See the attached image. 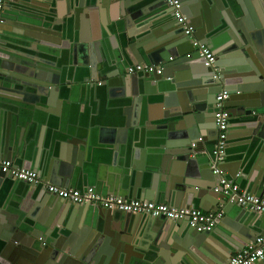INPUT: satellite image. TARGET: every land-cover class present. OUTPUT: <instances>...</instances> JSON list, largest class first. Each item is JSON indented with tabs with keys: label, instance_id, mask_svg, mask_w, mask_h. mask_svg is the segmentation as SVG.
<instances>
[{
	"label": "water",
	"instance_id": "95a60500",
	"mask_svg": "<svg viewBox=\"0 0 264 264\" xmlns=\"http://www.w3.org/2000/svg\"><path fill=\"white\" fill-rule=\"evenodd\" d=\"M181 2L192 35L166 0L7 1L0 27V154L36 170L45 183L15 180L0 167V258L9 264H226L264 233V213L215 192L223 176L212 160L198 169L190 159L207 134L217 141V97L228 91L226 107L232 119L243 120L235 124L243 123L250 140L223 171L243 191L264 196V0ZM197 43L213 50L214 67L205 65ZM140 64L155 71H130ZM64 93L81 108L95 106V99L107 103L110 94L117 102L109 107L128 106L126 116L87 118L90 132L71 122L61 132L52 128L50 141L41 136L36 161L30 160L38 121L23 109L56 116ZM159 96L168 122L144 134L143 122L151 120L144 100ZM97 146L108 147L113 159L99 153L87 164ZM135 157L141 162H132ZM49 179L63 187L76 182L84 192L90 186L81 183L92 180L109 195L223 210L237 224L224 232L219 220L213 231L200 232L188 221L75 205L49 193ZM256 224L263 231L252 230ZM79 228L105 234L102 248L89 255L83 238L68 236Z\"/></svg>",
	"mask_w": 264,
	"mask_h": 264
},
{
	"label": "built area",
	"instance_id": "2783aa9c",
	"mask_svg": "<svg viewBox=\"0 0 264 264\" xmlns=\"http://www.w3.org/2000/svg\"><path fill=\"white\" fill-rule=\"evenodd\" d=\"M7 1L8 0H0V27L3 23V14L6 9ZM166 1L174 9L175 19L179 24L185 27L186 34L192 35L193 28L189 25L187 17L183 13L182 2L180 0ZM196 47L201 58L205 61V65L207 67H214L217 62V57L213 50L209 46L199 43L196 44ZM130 71L132 73H153L155 67H148L140 64L130 69ZM158 72L161 73L162 71L159 70ZM229 96V92L224 90L217 97L215 123L219 135L214 150L215 161L213 169L215 170V174H221L219 167L225 159L228 147L231 115L226 107V102ZM0 167L4 172H8L15 180L35 185H42L45 183L38 172L17 167L12 161L5 160L1 156ZM47 189L49 193L75 205H92L110 211L145 214L152 218H164L175 222L188 221L191 228L197 229L200 232L213 231L218 221L222 220L225 214L223 210L216 213H207L195 209L175 208L168 204H157L151 201L133 200L119 196H102L94 187L87 188L84 192L77 189H63L48 184ZM215 192L223 194L227 198L229 204H238L251 212L264 213L263 197L243 191L238 184L230 182L225 177H222L219 186L215 188ZM263 260L264 234H261L245 249L235 254L226 264H258Z\"/></svg>",
	"mask_w": 264,
	"mask_h": 264
},
{
	"label": "crops",
	"instance_id": "0c3cea01",
	"mask_svg": "<svg viewBox=\"0 0 264 264\" xmlns=\"http://www.w3.org/2000/svg\"><path fill=\"white\" fill-rule=\"evenodd\" d=\"M182 5H183V10H185L184 9V2H182ZM6 9H8L7 6H6ZM252 9H253V12L257 15L256 7L252 5ZM183 13H185V12H183ZM185 16L187 17L188 22H190L192 20L189 17V14L185 13ZM64 94H63L62 104H59L58 106L56 105L53 108V113L56 116L50 115V113L43 112L41 110H37V109H35L33 107H30V106H27V108L23 109L24 112H28V113H30L32 115L35 114V121H38V123H37L38 127L33 132V134H35V136L32 138V139L35 138L33 145H36V147L34 148V151L32 150V152H30V160L36 161L37 146H38L39 140H41V136H42V141L44 143L50 141V132H51L52 128H54L57 131L59 129V131L61 132V129L66 127L67 122H71L73 125L76 124V126H78L79 129H81L82 131L90 132L91 130L89 129V125L88 124L85 127L83 126L85 124V122L87 121V118L96 117V118H101V120L110 121L111 118L113 120L118 119L117 116H119L120 118H125V116H126L124 108H126L128 106H126V105L124 106L123 104L122 105L113 104L111 107H109L111 102H113V103L117 102V100L110 94H109V99H107V103H101V102L97 101V99H95V102H94L95 106H91V105L87 106V105H85L84 106L85 108L84 107L81 108L80 105L79 106H74L72 104H69V102H68V100L66 98L67 95H66V93H64ZM160 98H163V97H160V96L159 97H155L154 101H150L149 103L146 100H144L143 110L145 109L146 119H147L148 116H150V118H151V120H145V122H143V126H142L143 130H142V132H144V134H153V133L156 134V133H158L160 131L159 127H162L161 125H163L164 123L168 122V118H167L168 115H167L166 111L160 105V103H159L160 100L157 101V99H160ZM89 102H91V101H89ZM237 111L239 112V110H237ZM49 115H50V118H49ZM57 115L59 116L58 120L52 119L53 117L57 118ZM68 119H70V120H68ZM236 120L239 121L240 118H238V119H232L231 118L230 119V130H229V140H228L227 152H226V156H225L224 161L220 165L221 175L223 177H225V178L228 177V174H227L226 171H223V169H225V170H227L228 168L230 169L231 166L236 164L235 161H234V159L236 160V158H235L236 155L235 154L240 152V149L244 148V144H247L248 141L250 140V136L248 134H246L245 129H243V127H242L243 123L235 124ZM233 121H234V124H232ZM240 121H243V120H240ZM60 122H62L61 123L62 126H60V124H59ZM146 124L148 126H146ZM80 125H82L83 127H80ZM33 126L34 125L29 126V127H32L31 129L33 130L34 129ZM234 128H239V129H234ZM28 135H29V130H28V133L26 134V136H24V138H26ZM213 136L214 135H210V134L208 135L207 134L206 137L204 138V140L207 141V142L204 143L203 146L199 145L200 148H199L198 152H196V154H194V155H192L190 157V159L191 158L192 159H196V161H197L196 166L198 167V169L199 168L207 169L209 167V165H210V161L211 160H212L211 165L213 167L214 158L212 156V153H213L215 145H216V141L214 140V138H212ZM97 140H98V138L96 139L95 142H97ZM44 143H41L42 146H43ZM27 147L29 148V145ZM144 150H147V149H144ZM99 153H105L103 155L108 157V159H113V157H114V155L108 149V147H106V146H97L92 151V154H91L89 160L87 161V164L91 163L92 158H93L92 156L94 154H99ZM0 156L3 157L5 160H9V161H12L14 163L13 160L8 159L3 154H0ZM132 162L135 163V162H141V161L139 160V158L135 157L132 160ZM98 167L100 168V164H99V166H97L96 171L99 169ZM23 168H25V167H23ZM25 169H28V168H25ZM31 170H33V169H31ZM33 171H36V170H33ZM108 174L109 175H113V173H108ZM49 181H50L49 183L51 185L59 187V188H63V189H75L74 187H79V185H80V184L75 182L73 187H63V186H61L62 184L59 185L57 183L59 180H57V181L54 180L55 183L54 182L52 183V180H50V179H49ZM81 184L88 185L90 187H94L97 190V192L100 195H102V196H114V195H109V193H108L109 189H108L107 186H105V185L103 186L102 185L101 188H98V186H96V183L92 182V180H89V182H87V180H85V182H83ZM77 190H80V189H77ZM254 195L264 198V196H262L260 194V192L257 193V194H254ZM119 197H122V196H119ZM123 198H126V197H123ZM127 199H130V198H127ZM47 208L48 207H46L45 209H47ZM34 209H36L35 206H34L33 210ZM25 214L27 215V213H25ZM47 216H48V213L44 212V213L41 214V219L47 220V218H48ZM231 219L226 214H224V217H223L222 223H221V226H222V229L224 230V232H229V230H231V228L234 225L237 224L236 222L234 223V220H231ZM228 220L231 222V224L227 222ZM251 228H252V230L257 231V232L263 231L260 228L259 224L253 225V227H251ZM70 231H68V236H75L77 238H83V243L85 241L86 244H87L86 252H88L89 255H90V253H92L95 250L96 246L101 249L102 246L104 245V243H102V241L105 239V234H102V233H99L97 231H93V230L90 229L88 231V233L85 235L81 228H79L78 231H76L78 233L76 235L74 233L71 234ZM99 234H101V235L98 236ZM217 237L219 239L223 240V236L222 235H219ZM90 238H91V240H90ZM77 244H80L79 245V249L81 250L82 247H83L81 245L82 242L80 243L79 240H77L75 242V246ZM4 262L9 264L8 260H5V258H0V264H4ZM261 262H263V261H261ZM260 264H262V263H260Z\"/></svg>",
	"mask_w": 264,
	"mask_h": 264
}]
</instances>
